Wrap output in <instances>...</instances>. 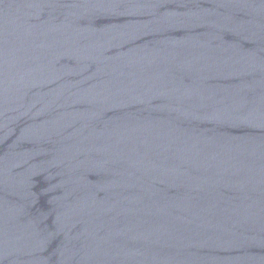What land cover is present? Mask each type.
<instances>
[{"label":"water","instance_id":"1","mask_svg":"<svg viewBox=\"0 0 264 264\" xmlns=\"http://www.w3.org/2000/svg\"><path fill=\"white\" fill-rule=\"evenodd\" d=\"M0 264H264V0H0Z\"/></svg>","mask_w":264,"mask_h":264}]
</instances>
